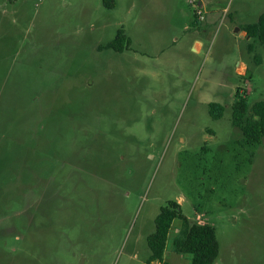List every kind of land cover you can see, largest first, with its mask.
Masks as SVG:
<instances>
[{
	"label": "rangeland",
	"instance_id": "obj_1",
	"mask_svg": "<svg viewBox=\"0 0 264 264\" xmlns=\"http://www.w3.org/2000/svg\"><path fill=\"white\" fill-rule=\"evenodd\" d=\"M199 1L0 0V264H145L169 201L215 228L213 264H264V137L232 125L264 99L240 30L264 0Z\"/></svg>",
	"mask_w": 264,
	"mask_h": 264
},
{
	"label": "trees",
	"instance_id": "obj_2",
	"mask_svg": "<svg viewBox=\"0 0 264 264\" xmlns=\"http://www.w3.org/2000/svg\"><path fill=\"white\" fill-rule=\"evenodd\" d=\"M240 30L246 37L253 39L264 48V11L256 22L244 24ZM129 45L130 39L123 30L119 29L115 37L104 47L122 51L124 46L128 48ZM209 111L214 118H219L222 114V106L215 103L209 104ZM232 125L240 128L248 143L260 142L264 137V99L254 102L249 110L246 99L240 97L233 106ZM174 219H179L180 225L172 237L171 250L179 255H190V264H213L218 254L215 228L207 223L198 224L188 220L181 214L179 204L175 201H169L155 218L154 231L147 237L150 254L145 264L152 262L173 264L163 255Z\"/></svg>",
	"mask_w": 264,
	"mask_h": 264
},
{
	"label": "built area",
	"instance_id": "obj_3",
	"mask_svg": "<svg viewBox=\"0 0 264 264\" xmlns=\"http://www.w3.org/2000/svg\"><path fill=\"white\" fill-rule=\"evenodd\" d=\"M189 3L194 5L193 14L198 21L204 19V7L201 1L199 0H189Z\"/></svg>",
	"mask_w": 264,
	"mask_h": 264
},
{
	"label": "crops",
	"instance_id": "obj_4",
	"mask_svg": "<svg viewBox=\"0 0 264 264\" xmlns=\"http://www.w3.org/2000/svg\"><path fill=\"white\" fill-rule=\"evenodd\" d=\"M243 32V31H242ZM248 38V37H247ZM197 45H199V43H197ZM183 256H185L184 258H183V260H182V258H181V261L184 263V264H186V262H187V255H182V257ZM189 257V256H188ZM190 258V257H189ZM189 262H190V259H189ZM157 264H159V263H157ZM190 264V263H189Z\"/></svg>",
	"mask_w": 264,
	"mask_h": 264
}]
</instances>
